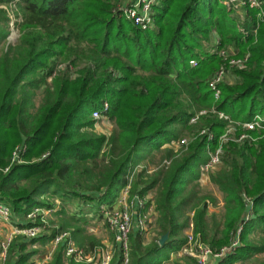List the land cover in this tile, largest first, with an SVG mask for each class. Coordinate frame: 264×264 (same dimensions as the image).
<instances>
[{
  "label": "trees",
  "instance_id": "1",
  "mask_svg": "<svg viewBox=\"0 0 264 264\" xmlns=\"http://www.w3.org/2000/svg\"><path fill=\"white\" fill-rule=\"evenodd\" d=\"M125 1L0 0V202L11 208L17 228L43 223L39 215L24 220L34 208L56 218L40 236L12 238L3 264H34L67 229L92 251L100 240L85 234L83 213L101 215L100 206H112L128 184L143 199L152 192L142 210L153 205L156 212L150 242L136 228L129 234L128 264L168 261L185 244L190 223L196 240L214 250L241 227L238 246L215 264L246 263L264 253V130L243 128L256 113L264 116V17L258 21L257 8L245 5L238 20L222 0H161L153 27L141 29L120 14ZM10 24L19 32L14 43L7 39ZM231 57L246 61L230 67ZM221 67L229 78L218 84L216 99L209 80ZM103 102L102 115L115 124L110 135L94 131L91 117ZM230 123L236 137L249 133L253 140L221 141ZM188 133L192 140L178 150L166 146ZM17 146L20 158L11 162ZM218 147L219 167L208 176L222 193L219 218L207 212L206 200L215 198L198 193L200 167ZM157 151L169 163L149 172L143 166ZM77 201L88 209L68 213ZM114 244L108 264H121ZM64 250L58 245L48 264H98L75 262Z\"/></svg>",
  "mask_w": 264,
  "mask_h": 264
},
{
  "label": "built area",
  "instance_id": "2",
  "mask_svg": "<svg viewBox=\"0 0 264 264\" xmlns=\"http://www.w3.org/2000/svg\"><path fill=\"white\" fill-rule=\"evenodd\" d=\"M236 0H228L230 3H226L227 5L232 4ZM161 0H126L123 4L119 6L120 14L131 21L135 26L140 27L141 29H150L154 25V17H153V8L157 6ZM248 5L251 8H257L258 17H261L262 10H258L261 8V4L258 0H241L237 6H244ZM220 55L224 57H228L227 52L221 51ZM228 64L230 67H242L244 62L246 61L245 58H228ZM191 66H196L197 61L192 59L190 60ZM226 68L221 67L209 80V85L214 92V98L219 97V89L218 84L225 80L226 75ZM108 109V103L103 102L102 109L98 110L95 109L91 113V117L93 119L99 120ZM201 113H204L201 112ZM220 117H224L228 119L227 116L223 115V113H219ZM196 118H192L191 121H195ZM243 128L246 130H264V116L259 117L255 116L252 120L243 123ZM236 130L237 127L230 123L227 130L224 134L220 137L221 141H227L229 139H233L236 141H241L244 138L253 137L249 133H240L238 137H236ZM205 130H202L204 132ZM212 137L211 135L209 136ZM186 143V140H180L179 142L171 141L166 146L174 148L175 146H181V144ZM22 146H17L12 154L11 162L18 161L20 158V152L22 151ZM220 151L221 148L218 147L214 151H209V159L206 163L202 164L200 167L201 175H206L212 169L215 168L216 165L220 162ZM169 161H165V165H167ZM141 166H138V168ZM7 168H5L6 170ZM201 177V176H200ZM131 186L130 184L123 187L115 199V202L112 206H100L101 215L106 219L107 225L115 231V241L120 245L121 251L123 254V261L121 264H128V253H129V234L132 232L133 229L145 230L146 224L143 216H140L138 213L141 212V208L144 205V199L139 197L137 194L130 193ZM129 197L132 198V202L129 201ZM50 213V209H40L34 208L32 209L26 217L35 222L37 216L39 215L42 218V224H32L31 226L24 227V228H14L15 230L10 234L1 245V256L4 257V252L6 247L10 243L12 239V235L14 234H22L24 237L33 238L40 236L46 232V228H48V220L44 219L46 214ZM248 218V212L246 217ZM12 211L11 208L5 204L0 202V223H7V224H14L12 221ZM15 225V224H14ZM192 227V224H190ZM239 227L236 231V234L231 239L228 245L221 247L219 250H214L210 246L199 242L194 237L193 233H187V239L185 244L182 248L176 253L171 254L170 258L175 257L176 255H180L182 252L183 255L192 257L194 260V264H215L219 259L223 256L230 254L236 246L239 244ZM60 244H64L65 250L64 255L65 257L72 259L75 262H98V264H107L108 262L105 258L101 257L98 259V249L94 248L92 251H86L81 246L76 245L70 235L66 231H62L57 233L55 237L49 242L48 244V251L43 256L40 261L34 262V264H48V261L51 258L52 253L56 249V247ZM164 264H170L169 261L164 262Z\"/></svg>",
  "mask_w": 264,
  "mask_h": 264
},
{
  "label": "rangeland",
  "instance_id": "3",
  "mask_svg": "<svg viewBox=\"0 0 264 264\" xmlns=\"http://www.w3.org/2000/svg\"><path fill=\"white\" fill-rule=\"evenodd\" d=\"M241 0H236L234 2V5L232 7L233 11L235 12L238 20H243L244 18V11L243 8L244 6H237L238 3H240ZM222 3L226 5V3H230L228 2V0H222ZM258 10H262L261 13V17H258V14H256V18L259 21L260 19H262L264 17V9L261 7ZM256 20V21H257ZM10 32L7 35V39L9 42H16L18 36H19V32L18 30L13 26V24H10ZM207 48H209V50L211 49L209 47V45H207ZM236 49V48H235ZM235 49L230 46L228 47L229 52H231L232 50L235 51ZM211 51V50H210ZM230 54V53H229ZM61 68L63 67V64L60 65ZM41 101V91L38 90L34 96V102H35V107H37L40 104ZM255 116H259L262 117V113L258 112L255 114ZM254 117V116H253ZM252 117V118H253ZM115 128V124L113 121L109 120L106 116H102L99 120H97L95 127H94V131H96L97 133H104L106 135H110L113 130ZM192 134L193 133H188L185 134V136H183L182 138H185V140L191 141L192 140ZM180 148V146H175L174 148H172L173 150H178ZM165 161H167V159H164V154L163 151H157V152H153V154L149 157L148 161L145 163V165L143 167H146L148 169L149 172L155 171L158 168H161L163 166V164H165ZM141 166V167H142ZM140 167V168H141ZM219 166L216 165L213 170V172L218 168ZM139 168V169H140ZM133 178V177H132ZM132 178L129 177V180L132 181ZM198 193L199 194H208L210 196H212L213 198H215V203H213L212 201H210L209 199L206 200L207 202V212L208 214H212L213 212H215L217 215V218L220 217V214L223 211V201H222V193L218 190V188L216 187V185H214L210 179L208 174L206 175H201L199 181H198ZM152 192H150L147 196L144 197V202L146 203L147 199H150V197L152 196ZM57 204H58V198H53ZM129 201L132 202V198L129 197ZM144 203V204H145ZM84 204L80 203V202H72L68 205V213L70 214H77V210L79 208H82ZM86 205V204H85ZM81 206V207H80ZM83 208L88 209V206H84ZM144 208H141V212L138 211V213L140 214V216H143L144 220H145V224H146V229L145 230H139L136 229V231H138V233L142 236L143 238V242L146 244L148 242H150L156 235L154 233V230L152 228L153 226V222L155 220L156 217V212L154 211V207L153 205H150L146 208V210H142ZM100 210V209H99ZM94 210H91L89 212L83 213V215L87 216L88 219V223L86 225V230H85V234L87 236H94L96 237L98 240H100V244L98 246H96L95 248L98 249V259L99 258H105V260L109 263L111 261V259L113 258V256L115 255V231L113 229H111L107 223H106V219L102 216L99 215L98 213H94ZM100 212V211H98ZM51 213H48L44 216L45 220H50V219H54L56 220V218H54V216L50 217ZM82 216V214H81ZM189 216H190V221H191V216H192V212H189ZM23 220V218H22ZM24 220H28L27 217L24 218ZM55 224H57L56 222H54ZM191 224V223H190ZM14 228H16V226L14 224H7L4 223V225H0V264H3L4 259L6 257V250L4 252V257L1 256V245L2 242H4L8 237H10V234L15 230ZM66 231L69 235L70 238L72 239V241L75 243V241L73 240L71 234H70V230H64ZM192 232V227L189 225V228L184 232L185 236L187 237V233H191ZM17 235H21L24 236L22 234H14L12 235V238H14ZM254 240L259 239V236L254 235ZM12 240V239H11ZM11 242V241H10ZM159 243V241H158ZM76 244V243H75ZM77 245V244H76ZM48 244L45 247V251L44 254L41 257H36L33 259V262L36 261H40L43 256L46 254V251H48L47 249ZM82 248H84L83 246H81ZM85 249V248H84ZM86 250V249H85ZM86 251H90V250H86ZM174 254V253H172ZM176 254V253H175ZM188 257V256H187ZM179 258V260L183 261L186 256L182 254V252L180 253V255H176L173 258H169V262L170 264H173V259ZM189 261H191L192 257H188ZM264 259V253L262 254H258L255 255L254 257H252L249 261H247L246 263H241V264H254L257 262H260ZM166 262V261H165ZM107 263V264H108ZM164 264V263H163ZM193 264V263H190ZM240 264V263H239Z\"/></svg>",
  "mask_w": 264,
  "mask_h": 264
},
{
  "label": "crops",
  "instance_id": "4",
  "mask_svg": "<svg viewBox=\"0 0 264 264\" xmlns=\"http://www.w3.org/2000/svg\"><path fill=\"white\" fill-rule=\"evenodd\" d=\"M229 78V76H227V79ZM233 81V80H232ZM0 225H4L3 223H0ZM173 264H190V262H188V260H183V261H181V260H179V258H177V260L174 258L173 259Z\"/></svg>",
  "mask_w": 264,
  "mask_h": 264
},
{
  "label": "water",
  "instance_id": "5",
  "mask_svg": "<svg viewBox=\"0 0 264 264\" xmlns=\"http://www.w3.org/2000/svg\"><path fill=\"white\" fill-rule=\"evenodd\" d=\"M167 237H168L167 233L161 235L159 238V244L160 245L163 244V242L167 239Z\"/></svg>",
  "mask_w": 264,
  "mask_h": 264
}]
</instances>
